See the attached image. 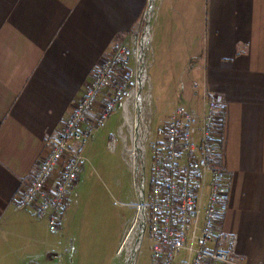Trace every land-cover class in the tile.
<instances>
[{
    "label": "crops",
    "instance_id": "obj_1",
    "mask_svg": "<svg viewBox=\"0 0 264 264\" xmlns=\"http://www.w3.org/2000/svg\"><path fill=\"white\" fill-rule=\"evenodd\" d=\"M197 2L196 29L190 24L193 0L161 2L167 18L155 53L160 63L170 62L167 70L161 66L160 85H169L164 90L171 95H185L193 112H200L204 92L223 99L214 141L230 198L214 226L229 261L201 264H264V0ZM145 9L146 0H0V264L67 262L64 237L71 241L73 232L61 237V231L79 228L75 213L68 212L78 205L81 180L55 231L35 217L34 205L14 210L13 201L35 176L101 63L116 44L127 43ZM184 62L199 63L196 77L190 64L183 73L177 70ZM119 76L117 69L115 80ZM108 90L99 95L96 110ZM57 175L58 169L51 189ZM94 260L93 254L90 264Z\"/></svg>",
    "mask_w": 264,
    "mask_h": 264
},
{
    "label": "built area",
    "instance_id": "obj_2",
    "mask_svg": "<svg viewBox=\"0 0 264 264\" xmlns=\"http://www.w3.org/2000/svg\"><path fill=\"white\" fill-rule=\"evenodd\" d=\"M130 57L127 43L116 44L112 56L101 63L83 96L74 103L61 133L52 140L35 176L13 201L14 210L34 205L35 217L45 220L50 231L57 229L69 194L81 180L86 146L123 98L125 83L108 89L118 68L125 71L126 78L132 76ZM105 89L104 103L96 110ZM222 101L221 95L204 92L199 113L178 105L164 128L154 134L150 178L148 188L143 185L142 204L150 264L229 261V252L214 226L215 217L226 213L230 198L227 173L219 163L214 141ZM57 169L51 189L50 180Z\"/></svg>",
    "mask_w": 264,
    "mask_h": 264
},
{
    "label": "rangeland",
    "instance_id": "obj_3",
    "mask_svg": "<svg viewBox=\"0 0 264 264\" xmlns=\"http://www.w3.org/2000/svg\"><path fill=\"white\" fill-rule=\"evenodd\" d=\"M162 1L168 2L169 0H159L158 3L155 0V12H153L149 21L148 41L144 49L145 70L143 74L146 79L140 93L143 100L139 136H142V132L145 134L143 140V185L146 188H148L150 178V145L154 134L158 128H164L169 115L178 105L187 106L188 102L187 97L181 93L177 95L167 93L165 90L168 89L169 85L166 88L161 86L159 82L161 66L166 65V70L167 66L170 67V62L160 63L155 53L157 36L161 25L164 28L166 24L164 18H167L164 12V3L161 4ZM197 3V0H193L195 13L193 14L194 20L190 24H193L194 29H196L201 17ZM148 6L149 0H146V9ZM180 17L179 22H182ZM188 17L190 20L191 15H188ZM145 24V16L143 15L132 27L130 39L127 41V45L131 48L129 69L132 71V76L126 78L125 71H121L119 79L114 80L111 88H109L113 90L121 83H125L123 98L85 148L86 160L82 165L80 182V185L84 186L79 196L78 205L71 207L68 212V216L75 213L74 218L80 222L79 228L72 227V229H66L65 231L62 229L63 232L61 231V237L67 236L65 233L73 232L71 241L64 237V246L69 251L65 264H90L91 255L93 256V254L95 256V260L92 261L93 264L127 263V253L126 251L120 252V247L124 244L128 230L133 228V220L137 213L135 179L136 184H138L142 176V170L139 166L136 175L134 174V166H136L139 154V144L137 142V146L134 145L132 139L136 98L128 102L127 110L125 103L131 91L135 88L138 69L136 53L139 41L144 34ZM152 26L153 37L151 38ZM179 64L180 67L177 70L187 71L190 64L194 76L196 77V74H198L197 65L199 63L184 62ZM186 74L188 73L186 72L185 77L181 80L185 82L184 87L188 89ZM179 88H181L180 85L175 86V89L179 90ZM198 108L200 110V104ZM144 125L148 126L146 132L144 131ZM132 150L137 154L135 162L132 158ZM77 229H80V233ZM133 229L130 248H132L137 238V225ZM149 247L150 241L145 233L135 251L133 264H150ZM62 253L63 251H61V257L63 256Z\"/></svg>",
    "mask_w": 264,
    "mask_h": 264
},
{
    "label": "water",
    "instance_id": "obj_4",
    "mask_svg": "<svg viewBox=\"0 0 264 264\" xmlns=\"http://www.w3.org/2000/svg\"><path fill=\"white\" fill-rule=\"evenodd\" d=\"M154 3H155V0H149V6L145 10V13H144L145 22H146L145 27H144L145 30H147L149 27V21L154 12ZM147 41H148V36H142L141 40L139 41V46L137 49V55H136L137 62H138V69H137V75H136L137 83L139 82L140 73L145 70L144 49L147 45ZM140 93H141V89H140V84H139L137 92H136V101H135V107H136L135 124H134L135 142H137V140L139 139L140 121H141V113H142V98H141ZM136 146H137V143H136ZM143 162H144L143 149L142 147H140V152H139L138 159L136 161V166H134V174L139 170V166L142 170V176L138 184H136V179H135L137 201L139 205L137 213H136V216L138 217V224H137L138 233H137L136 241L134 245L132 246V250H131L132 258L129 260L127 259V264H129L130 262H132V264L134 263L135 251L138 245L141 243V239L143 237L144 226H145L144 212L142 209L143 189H144V186H143L144 163Z\"/></svg>",
    "mask_w": 264,
    "mask_h": 264
},
{
    "label": "bare ground",
    "instance_id": "obj_5",
    "mask_svg": "<svg viewBox=\"0 0 264 264\" xmlns=\"http://www.w3.org/2000/svg\"><path fill=\"white\" fill-rule=\"evenodd\" d=\"M143 36H148V29L147 30H144V34ZM145 76L143 74V71L140 73V78H139V82L137 83L136 81V84H135V88L131 91V94L129 95V98L127 99L126 103H125V108L126 106L128 105V102L131 101V99H135L136 98V92H137V89H138V86L140 84V89L142 90V86H143V83L145 81ZM142 97V96H141ZM144 98V97H143ZM136 100V99H135ZM143 100V99H142ZM135 108V107H134ZM127 110V108H126ZM125 110V111H126ZM127 112V111H126ZM148 130V126L147 125H144V131L146 132ZM141 131V130H140ZM139 131V132H140ZM142 136H139V139L137 140L138 142V147H139V152H140V147H142L143 149V152H144V145H143V140H144V136L145 134H141ZM132 139H133V143L134 145H136L137 142H135V138H134V126H133V134H132ZM131 154H132V158H133V161L135 162L136 161V157H137V154L135 153L134 150L131 151ZM139 156V154H138ZM138 158V157H137ZM132 161V162H133ZM138 223V217L135 216L134 220H133V228L137 225ZM133 228H130L128 230V232L126 233L125 235V240H124V244L122 247H120V252H123V251H126L127 253V259H131L132 257V254H131V250L132 248H130V244H131V236H132V233L134 232V229ZM132 246V245H131ZM127 264V263H126ZM129 264H132V262H130Z\"/></svg>",
    "mask_w": 264,
    "mask_h": 264
}]
</instances>
